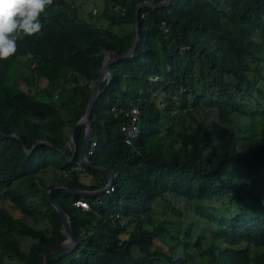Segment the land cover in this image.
<instances>
[{
    "label": "trees",
    "instance_id": "trees-1",
    "mask_svg": "<svg viewBox=\"0 0 264 264\" xmlns=\"http://www.w3.org/2000/svg\"><path fill=\"white\" fill-rule=\"evenodd\" d=\"M75 1L53 0L41 32L0 61V198L9 206L0 207V264H40L64 239L49 183L70 188L49 198L77 244L46 264H264V194L253 192L264 184V0L138 8L134 52L108 65L89 115L85 156L112 178L102 193L107 176L80 162L84 126L73 130V155L67 133L103 53L131 46L135 6L162 0H100L85 14ZM132 106L138 132L127 145L120 126ZM19 237L32 239L26 251Z\"/></svg>",
    "mask_w": 264,
    "mask_h": 264
},
{
    "label": "water",
    "instance_id": "water-1",
    "mask_svg": "<svg viewBox=\"0 0 264 264\" xmlns=\"http://www.w3.org/2000/svg\"><path fill=\"white\" fill-rule=\"evenodd\" d=\"M169 3H170V0H162V1L155 3V4L149 3V2H140L135 6V10H134L135 36H134V39H133L131 46L129 47V49L124 54H122L120 56L116 55L113 51H108V52L103 53L102 62H101V65L97 71V76L91 82V92H90V96H89V99H88L86 107H85V111L82 114V116L75 122L74 127L67 134L66 144L69 147V149L71 150V154L73 155V153H74L73 130L75 127H77L79 125L84 126L82 145H81V150H80V162L85 164L87 167L94 169V170H97V171L101 172L102 174L106 175L108 178L107 184L112 182V178L107 173L105 168L91 164L85 156L88 141H89L91 133H92V125H91V120L89 117L91 106H92L93 102L95 101L96 97L100 93V90H99L100 83L103 80L107 79V77L109 75L108 65L110 63H112L113 61H117V60L123 59V58H128L134 52V48H135L137 38H138V30H139V27L137 24L138 8L141 6L161 7L164 5H168ZM37 142H39V141H37ZM22 149L25 151V147L23 145H22ZM70 158L71 157H69V159ZM57 187H63V188L70 189L66 184H63V183H49L43 189V192H44L46 198L48 199L50 205L60 215L61 222H60V226H59V232L64 236V239L52 247L45 248L41 253L38 254V261L40 264H46L45 258H46L47 254L57 253V252H62V253L70 252L77 244V240L75 239L73 232H72V229H71V225H70L68 215L61 209V207L57 203L50 200V198H49V191L52 188H57ZM104 188H105V186L102 187L101 189L95 191V192L96 193H102V192H104ZM75 192H79L83 195L94 193L93 191H91V192L90 191H75Z\"/></svg>",
    "mask_w": 264,
    "mask_h": 264
},
{
    "label": "clouds",
    "instance_id": "clouds-1",
    "mask_svg": "<svg viewBox=\"0 0 264 264\" xmlns=\"http://www.w3.org/2000/svg\"><path fill=\"white\" fill-rule=\"evenodd\" d=\"M53 0H0V61L17 51V42L41 32V16Z\"/></svg>",
    "mask_w": 264,
    "mask_h": 264
},
{
    "label": "rangeland",
    "instance_id": "rangeland-1",
    "mask_svg": "<svg viewBox=\"0 0 264 264\" xmlns=\"http://www.w3.org/2000/svg\"><path fill=\"white\" fill-rule=\"evenodd\" d=\"M74 5L78 6L79 7L78 9H80L83 12V14H85L87 11L91 10L92 7H96L99 10L100 0H87V1L76 0ZM18 68L21 69V67H18ZM78 177H79L80 181H82L84 183H88L90 181V176L88 174H86L83 170H80V172L78 174ZM253 192L263 193L264 194V184L255 186ZM154 204H156V206H157L159 204V201H156ZM0 207L9 208L8 204L5 201H3L1 198H0ZM157 208L161 209L162 208V204H159L157 206ZM11 212L14 215H17L16 211H12L11 210ZM184 215H185V219H191L192 218V216H188V210H186L185 208H184ZM157 218H161V217L157 215ZM168 219L170 221H172L173 223L175 222V220L172 217H169ZM25 221L27 223H29V224H32V221L29 218H25ZM43 226H44V222L36 221L34 223V227H43ZM167 228H168V230L170 232H173V233H175L177 231V226H174V225H169ZM31 241H32V239H30L28 237H19L18 238L19 246L24 251L27 250V248H28V246H29ZM132 250L134 252H136V248L135 247H133ZM5 264H16V263L12 262V261H10V262L6 261Z\"/></svg>",
    "mask_w": 264,
    "mask_h": 264
},
{
    "label": "built area",
    "instance_id": "built-area-1",
    "mask_svg": "<svg viewBox=\"0 0 264 264\" xmlns=\"http://www.w3.org/2000/svg\"><path fill=\"white\" fill-rule=\"evenodd\" d=\"M111 110H114V108L112 107ZM124 114L127 116L128 120L126 123L120 126V131L123 134L124 143L129 145L131 138L138 132L137 121L139 119V110L136 106H132L128 109V111L124 112ZM93 145L94 143H91L89 146H87V153H90V149ZM110 184L111 183L105 185L104 192H109L112 190ZM75 204L81 206L84 209L87 208L86 204L82 201H76Z\"/></svg>",
    "mask_w": 264,
    "mask_h": 264
}]
</instances>
